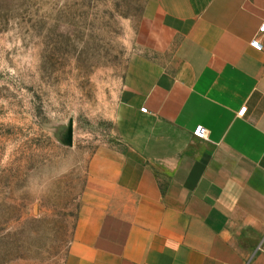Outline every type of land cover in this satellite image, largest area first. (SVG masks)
<instances>
[{"label":"crops","instance_id":"1","mask_svg":"<svg viewBox=\"0 0 264 264\" xmlns=\"http://www.w3.org/2000/svg\"><path fill=\"white\" fill-rule=\"evenodd\" d=\"M263 26L264 0H148L67 264H264Z\"/></svg>","mask_w":264,"mask_h":264},{"label":"rangeland","instance_id":"2","mask_svg":"<svg viewBox=\"0 0 264 264\" xmlns=\"http://www.w3.org/2000/svg\"><path fill=\"white\" fill-rule=\"evenodd\" d=\"M147 2L0 0V264H67Z\"/></svg>","mask_w":264,"mask_h":264},{"label":"built area","instance_id":"3","mask_svg":"<svg viewBox=\"0 0 264 264\" xmlns=\"http://www.w3.org/2000/svg\"><path fill=\"white\" fill-rule=\"evenodd\" d=\"M260 32L264 33V26L260 29ZM252 47L255 48L257 51H260V52L264 50L263 44L258 39H256L255 41L252 42ZM247 110H248L247 108H243L239 112L238 116L239 117H244L246 112H247ZM141 111L143 113H145V114L148 113V109L147 108H142ZM205 136H206L205 132L198 133V137L201 138V139L205 138Z\"/></svg>","mask_w":264,"mask_h":264},{"label":"water","instance_id":"4","mask_svg":"<svg viewBox=\"0 0 264 264\" xmlns=\"http://www.w3.org/2000/svg\"><path fill=\"white\" fill-rule=\"evenodd\" d=\"M67 142L69 145H73V124L71 123L70 128L68 130V135L66 137Z\"/></svg>","mask_w":264,"mask_h":264}]
</instances>
